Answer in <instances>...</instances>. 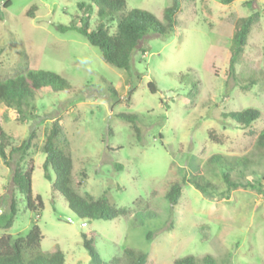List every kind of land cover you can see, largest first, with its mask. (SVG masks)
<instances>
[{
  "label": "rangeland",
  "instance_id": "1",
  "mask_svg": "<svg viewBox=\"0 0 264 264\" xmlns=\"http://www.w3.org/2000/svg\"><path fill=\"white\" fill-rule=\"evenodd\" d=\"M80 1L12 0L4 9L0 0V80L28 69L43 70L59 75L72 88L67 94H35L32 107H24L26 119L0 104L6 154L34 133L36 148L25 164L32 169V196L43 204L37 213L25 211L24 198L11 183L19 155L12 156L9 166L0 158V213L8 210L12 197L18 201L12 227L0 230V237H24L36 225L41 250H61L64 264H92L82 244L81 234L87 232L95 233L93 249L105 263L131 248L145 253L149 264H173L186 256H207L215 264H264V193L249 188L227 193L221 169L206 163L218 153L231 160L244 157L248 167L233 170L231 180L260 183L264 192V156L256 147L264 128V90L259 83L243 87L248 85L244 79L264 73V0L229 5L179 0L174 31L164 38L147 33L128 71L106 63L76 29L57 30L81 26ZM124 1L127 11L145 10L161 22L173 3ZM96 11L93 7L89 31L100 23ZM253 11L260 18L233 79L227 75L233 27ZM106 25L113 35L116 22ZM248 108L259 110L261 117L244 130L222 116ZM116 114L136 120L132 124ZM54 123L59 141L71 154L75 192L94 199L104 196L115 208L127 209L126 216L81 221L52 191L54 173L49 172L50 180L44 178L42 145ZM196 174L210 182L213 191L202 195L185 185L172 210L165 197L170 184Z\"/></svg>",
  "mask_w": 264,
  "mask_h": 264
},
{
  "label": "trees",
  "instance_id": "2",
  "mask_svg": "<svg viewBox=\"0 0 264 264\" xmlns=\"http://www.w3.org/2000/svg\"><path fill=\"white\" fill-rule=\"evenodd\" d=\"M222 4L229 5L238 0H220ZM12 0H3V8L11 6ZM250 6L251 2H247ZM97 9L96 15L100 23L89 31L88 19L92 9ZM77 9L81 13L82 24L79 28L72 25L68 27L58 26L57 30L61 33L76 29V31L86 38L88 43L99 49L104 61L113 67L128 71L132 54L139 48L142 38L151 33L158 37H168L178 25L177 13L180 9V1L173 0V3L163 12V21H159L152 13L132 9L127 11L124 0H81L77 4ZM260 14L253 11L246 17L236 20L229 46V61L227 75L235 79V67L242 61V55L247 47L248 38L253 27L259 21ZM106 22H116V31L110 35ZM248 85L243 86L248 89L258 83L264 90V73L259 76L254 75L247 77ZM148 86H151L150 84ZM193 87L195 85L193 84ZM72 88L70 84L57 74L43 70H30L25 73L17 72L13 77L0 80V104L7 109H13L22 119H26L24 107H32V101L35 94H55L69 93ZM109 92L113 96L117 93L113 87H109ZM131 92H129V96ZM121 120H126L132 124L136 120L133 115L116 114ZM228 118L238 128L244 130L249 128L261 117V112L257 109H244L237 112L222 114ZM135 128V126H134ZM137 132V130H136ZM60 129L53 124L52 128L45 137L42 145V152L45 156L42 168L44 178L50 180L49 172L54 173V183L52 191L59 193L65 200L68 209L81 221L91 222L95 220H113L120 216H126L128 210L125 208H115L110 205L108 200L102 196L92 198L88 194L80 196L72 186V158L68 148L63 146L58 139ZM209 137H212L211 132ZM34 133L18 147H12L8 154L5 152L7 145V135L0 127V158L5 166L14 154L19 158L13 169L11 183L13 190L24 198L25 211L39 212L43 204L39 196H32L31 193V175L32 169L27 168L25 157L29 152L36 148L32 141ZM256 147L261 156H264V128L259 132L256 138ZM209 166H218L221 169V178L226 185V191L229 193L236 189H252L264 193L260 190V183H241L231 180V172L235 169L248 167L246 158L229 159L223 154H214L207 159ZM84 178V174L81 175ZM264 179V176L262 177ZM191 185L202 195H208L214 189V186L207 181H203L199 174L192 176L190 179L182 177L180 182H173L165 195L173 210L177 206L183 186ZM229 195L227 194L226 197ZM18 201L11 198L7 211L0 213V230H8L12 227L17 214ZM38 215V214H37ZM83 247L90 256L92 264H149L148 256L145 253L135 251L131 248L124 249L119 257L113 258L110 263L102 261L98 253L93 249L94 232L81 234ZM42 235L38 226L33 225L24 237H12L4 235L0 237V264H64L65 258L61 250L56 249L50 253H44L41 250ZM173 264H215L210 257H204L201 260L193 256L177 258Z\"/></svg>",
  "mask_w": 264,
  "mask_h": 264
},
{
  "label": "water",
  "instance_id": "3",
  "mask_svg": "<svg viewBox=\"0 0 264 264\" xmlns=\"http://www.w3.org/2000/svg\"><path fill=\"white\" fill-rule=\"evenodd\" d=\"M77 228L80 230V226L79 225H77Z\"/></svg>",
  "mask_w": 264,
  "mask_h": 264
},
{
  "label": "built area",
  "instance_id": "4",
  "mask_svg": "<svg viewBox=\"0 0 264 264\" xmlns=\"http://www.w3.org/2000/svg\"><path fill=\"white\" fill-rule=\"evenodd\" d=\"M36 218H37V216H36Z\"/></svg>",
  "mask_w": 264,
  "mask_h": 264
},
{
  "label": "clouds",
  "instance_id": "5",
  "mask_svg": "<svg viewBox=\"0 0 264 264\" xmlns=\"http://www.w3.org/2000/svg\"><path fill=\"white\" fill-rule=\"evenodd\" d=\"M36 216H38V215H36Z\"/></svg>",
  "mask_w": 264,
  "mask_h": 264
}]
</instances>
